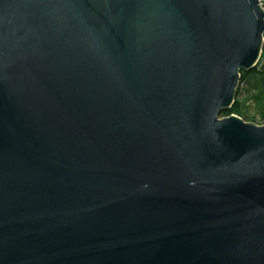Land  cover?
<instances>
[{
	"label": "water",
	"instance_id": "1",
	"mask_svg": "<svg viewBox=\"0 0 264 264\" xmlns=\"http://www.w3.org/2000/svg\"><path fill=\"white\" fill-rule=\"evenodd\" d=\"M263 48L258 0H0V264H264Z\"/></svg>",
	"mask_w": 264,
	"mask_h": 264
},
{
	"label": "trees",
	"instance_id": "2",
	"mask_svg": "<svg viewBox=\"0 0 264 264\" xmlns=\"http://www.w3.org/2000/svg\"><path fill=\"white\" fill-rule=\"evenodd\" d=\"M240 84L241 86L246 85L248 87V92L250 93L248 99L260 109L264 124V48L256 67L250 71H241ZM241 96L242 88L240 87L236 94L234 105L230 109L224 110L221 114L222 117H228L232 114L238 115L241 118L246 117V104L248 99H243Z\"/></svg>",
	"mask_w": 264,
	"mask_h": 264
},
{
	"label": "rangeland",
	"instance_id": "3",
	"mask_svg": "<svg viewBox=\"0 0 264 264\" xmlns=\"http://www.w3.org/2000/svg\"><path fill=\"white\" fill-rule=\"evenodd\" d=\"M242 88V96L243 99H248L250 93L248 92V87L246 85H240ZM244 121L248 123H254L257 125H263L262 117L260 114V109L250 100L248 99L246 104V117L243 118Z\"/></svg>",
	"mask_w": 264,
	"mask_h": 264
},
{
	"label": "built area",
	"instance_id": "4",
	"mask_svg": "<svg viewBox=\"0 0 264 264\" xmlns=\"http://www.w3.org/2000/svg\"><path fill=\"white\" fill-rule=\"evenodd\" d=\"M258 1H259L260 5L262 6L263 11H264V0H258Z\"/></svg>",
	"mask_w": 264,
	"mask_h": 264
}]
</instances>
